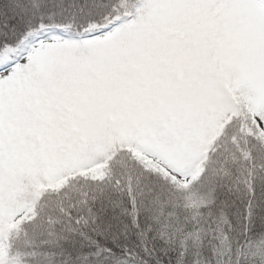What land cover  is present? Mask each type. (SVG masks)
Returning a JSON list of instances; mask_svg holds the SVG:
<instances>
[{
  "label": "snow or ice",
  "instance_id": "obj_1",
  "mask_svg": "<svg viewBox=\"0 0 264 264\" xmlns=\"http://www.w3.org/2000/svg\"><path fill=\"white\" fill-rule=\"evenodd\" d=\"M0 264H264V0H0Z\"/></svg>",
  "mask_w": 264,
  "mask_h": 264
}]
</instances>
